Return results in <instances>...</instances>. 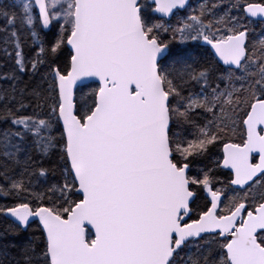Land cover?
<instances>
[{"label": "snow or ice", "instance_id": "snow-or-ice-1", "mask_svg": "<svg viewBox=\"0 0 264 264\" xmlns=\"http://www.w3.org/2000/svg\"><path fill=\"white\" fill-rule=\"evenodd\" d=\"M0 264H264V0H0Z\"/></svg>", "mask_w": 264, "mask_h": 264}]
</instances>
